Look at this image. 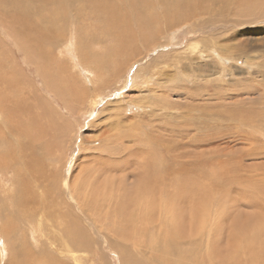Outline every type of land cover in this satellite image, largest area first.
<instances>
[{
  "label": "rangeland",
  "instance_id": "rangeland-1",
  "mask_svg": "<svg viewBox=\"0 0 264 264\" xmlns=\"http://www.w3.org/2000/svg\"><path fill=\"white\" fill-rule=\"evenodd\" d=\"M68 1L69 0H65V8L68 6ZM106 1L107 0H72L70 2L71 10L67 11V18L61 19L62 26L55 32V28L53 29L49 27V29L53 31L49 32V39H47V41L44 39L45 44L42 43V46L46 48L45 50L49 49L47 48L48 46L53 47V57L49 54V52H44L45 55H50V59H47L44 64L45 67L47 64L49 71L41 73L36 68L34 60H32V63L27 57L26 48L23 44V39L27 36V31L24 26L26 25V21L17 14V11L14 13L13 10V12H8L5 9L12 6L10 1L0 0V17L2 16L0 18V57L2 58L4 64L10 66L9 71L13 70L12 72L16 73L15 77L19 76L18 78L20 79L18 80V83L21 89H24L27 96L29 95V88L33 90L31 94L32 99H24L20 94L18 95V98H14L11 94H9L8 97L11 98L12 102L15 101L18 103L17 108L25 103L28 106H36L34 102L37 101V103L39 102L38 106H44L45 110L51 115V125L50 127H46L45 123H47V115L44 111H42V114L45 117L40 123L43 124H41V126L39 124L37 126V130L36 128H33V130H31V134L33 136L34 134H38L42 126L46 127L47 131H44L43 133L40 131L42 134L41 140H34V143L32 138L26 136L24 128H22L21 125H18V128H8L10 126L9 120L6 119V116H2L1 119H5V123L0 121V125L3 127L0 133V156L2 155L0 160L11 159L10 155L6 153L8 151L12 154H16L14 156L15 161H21L18 154L19 148L22 146L21 141L25 143L27 142L28 144L33 143V148L35 149L37 145L36 142L39 144L41 142L43 143L44 140H54L56 147L52 153L45 151L43 148L39 150L45 151L47 155H51V160L47 162L48 165L45 171L46 174H44V176L46 175V180L44 181L47 184L46 188L51 189L50 196H48L50 204H53L55 207L57 201V206L55 207L57 213L54 215L55 220L53 219L52 221L54 223H51V226H54L55 228L53 231L51 230V232H49L50 235L48 234L46 228L43 229L42 235L38 238L39 243L36 245L33 243L30 225L28 224L34 210L26 211L24 217L18 220L14 217L13 220H15L16 223L9 222L5 224L10 227L5 229L0 228V232L4 230L2 234L7 233L6 229H11L10 231L8 230V232H12V230H14L12 233H9L8 236L0 233V264H53L55 262L56 264H125L123 259L124 257L121 254V250L123 249H127V251H129L132 255L131 261L128 264H174V261L175 263L179 262L181 264H200L201 262H203L202 264H206L208 262V264H210L211 261L218 264L221 260L212 245L216 244V239L218 241H223V239L226 241L227 238L229 239V231H226L225 233L223 231L224 235H219L215 232L214 234L208 235L207 231H202V233L198 228L202 225L201 221H195L192 226H189V223L185 222L187 219H184L183 227L178 228L179 230L173 228L172 231L175 233L169 238L164 237L163 231L161 232L159 229L157 230V228H159L158 226H155L157 223L153 226L150 223L144 226L142 229V235L139 234V230L143 225V218L138 216L137 213L139 210L131 208L129 211L118 209L113 210L114 207H112V204H107L103 200L101 205H97L98 207L94 213L95 215L93 216V214H91L87 208L83 207L81 203V210L75 206V203L72 201L70 196L69 188H66L67 186L65 185L67 182L73 183L74 178H83L85 175L83 176L82 169L86 167L90 169V172L94 176V170L99 167L97 163L95 164L97 159H103L104 157L110 164L116 160L114 159L112 152L107 153L108 151L106 150V145H112L116 142V144L120 145V147H123L124 144H126L129 146L134 145L135 147L140 148V145L145 144V142L146 144H150L149 141H147L148 136H151L152 134H154V136L161 135L164 132V136L162 135L163 143L169 141L164 138H170L173 140L176 148H178L176 149V157H179V163L175 165V169H181V173L185 175V180L187 182L190 180V185L192 181L198 183L199 186L217 184L222 188L233 191L236 194L239 191L242 194L244 193V196L251 195V197L255 200V204H257L256 207H259L264 215L262 204H260V197L256 194V192L260 189H262L261 191H264V136L261 134V131H264V115L255 130H250L249 128H246L245 130L243 128L241 131L243 134L246 132V135H244L245 137H253L252 141L256 139L253 147L248 145L249 142L246 138L241 140L239 136H236L235 140H233L235 137V134H233L234 130L231 129L232 126L227 123V120L223 118V116L230 112L227 110L228 108L233 109L237 106L236 99L224 98V101L218 96V94L215 93V88H213V85L216 86V81L221 79H224L226 82L219 83L221 84L219 86L220 90L223 88L221 90L222 92L225 91V89H228L230 92V87H235L234 89H231L232 91H235L237 87L243 86H246L247 88L248 86L255 87L258 89L260 88V82H264V69L259 70L257 65L255 66L251 64L255 61L264 62V0H250V2H248V5L257 12L251 14L250 16L244 15L249 11H245L242 14H239L240 11L237 13V7L235 4L232 5L231 13L226 12L224 14L225 17H217L219 16V13L213 14L212 10L208 9L206 12L199 15L201 18L200 20H193L192 23L175 27L171 31H167V29H165L159 32H154V34L152 33L151 37H148L144 43L140 42L139 45L135 46H132V44L126 45L123 46V49L117 46L118 40L116 38L114 40L112 37H108L107 39L106 37H104V39L100 38L99 32H101L107 24L105 23V19L112 16L102 12H93L92 9L94 7L98 9L101 4L105 6L109 4L111 5L112 0H109L108 2ZM145 1L146 0H144V2ZM117 2L118 0H115V3ZM248 5L244 3L243 7ZM75 7H80L77 12H75ZM153 9L158 10L160 9V6L156 5ZM62 11L63 9L56 11L53 9V6H51V19L55 20L57 14H60ZM19 16L21 17V22H19ZM123 16L126 20V16ZM253 20L255 22H253ZM215 21L216 24L211 23ZM225 21H229L231 23L230 26L234 29H221V27H218L221 25V22L224 23ZM235 24L240 25L234 26ZM227 25L228 23L223 26ZM16 26L19 27L16 28ZM199 27H203L202 33L200 32ZM13 29H16L19 34H15ZM232 32H234L233 37H228L227 40L221 41L222 44L228 46V51L232 54L229 55L230 59H224L222 61L216 54H208L205 53V51L194 57L193 60H191V58H187V53L189 52V50H187L188 43L194 42L196 39L203 38H208L209 41H215L218 37L230 35ZM10 33L13 36H11ZM97 34L99 36L95 38V35L97 36ZM50 35L52 37L51 39ZM90 35L92 36L90 38L91 42H93V44H90V47L96 49L98 53L96 56L105 57V70L92 72L95 75L93 81H96L93 83H89L87 81L88 79H86L83 74L84 70L81 67L76 66L73 58L70 56L71 53L66 50V46L70 44L73 37L78 40L79 45L81 44V49L86 48L84 42L87 43V37ZM53 39L56 40V44L53 42ZM198 41L199 46H204L203 50L205 49V45L207 46L211 44L206 43V41L202 42V40ZM48 43L51 44L47 45ZM112 48L118 49L116 51L117 53L113 52ZM237 55H242V57H240V61L236 59L235 56ZM242 60H244L243 63L241 62ZM126 65L128 67V72L124 75V78L119 77L118 73V75L114 74V71L118 70V67L126 68ZM144 67L148 74L140 75L139 78L136 79V69H141L138 71L142 74V69H144ZM209 70L212 71L209 72ZM50 77H53L52 80L56 83H61V78H63L62 82H64V79L66 78V85H68L69 88L71 86V89L66 90L65 96L58 95L57 91L50 88V83L46 80V78ZM3 79H6V75ZM52 80L50 78L49 81L51 82ZM106 83L109 84L107 85ZM222 84L229 87L226 88ZM12 85L13 82L9 86ZM89 85H93L94 90H91L90 87H88ZM199 85H206L204 86L206 88L202 87L199 91ZM122 86L123 88L121 89L120 87ZM72 88L73 90H76V88H86L87 90L85 89L83 92L87 97L81 99L80 101L78 96H74V91L71 92ZM193 88L194 90H198L199 93H192V91H194ZM168 89L171 90V94L169 96L167 92ZM13 90H15V88ZM176 91L178 93H176ZM81 92L82 90H79L78 95ZM255 92L252 91L253 95L244 94L243 96L238 97L239 100L241 99L238 105H240V103L245 105L252 104L256 111L262 110L264 112V108L261 103H259L261 99L260 93L262 91L256 90ZM189 93L191 95H188ZM207 93H209V95ZM92 94H95V96L99 94L100 98L98 100V105L91 108L90 103L93 100ZM212 94L215 95L213 96ZM119 96H121L122 101L118 100ZM147 98L157 102L163 101L160 103V107L155 112H153L152 106L148 104L134 103L135 108L129 107V103H133L130 99H144L146 101ZM216 98H218L217 104V100H215ZM31 101L34 104H32ZM172 101L175 106L172 105L174 107H170L171 109H168L169 106H171ZM197 103L198 105H196ZM218 103H220L221 106H219ZM118 106H125L127 108L125 110L122 108V110ZM163 106L167 107L165 108ZM199 106L200 108H197ZM116 107L118 108V111ZM7 110L11 115H13V117L16 116V109L9 108ZM168 111L170 114H174L170 115ZM116 112L119 113V115H117L118 117H116ZM167 114L171 117L170 119ZM165 115L168 117L167 119L169 121L161 120L165 118ZM132 116H136L134 121L132 119V121L136 123L134 126L128 124L127 121V117L132 118ZM179 117L180 119H178ZM195 117L196 120L194 119ZM145 120L148 123H146ZM137 121L140 123L138 124ZM116 123H121L120 125L123 128H121L120 125L117 126ZM162 123H165L166 127ZM130 127L132 130L134 128L135 132L132 131ZM47 128H50V130ZM169 129L171 130L169 131ZM52 130L55 132L53 133ZM172 130L176 133L179 132V134L173 136ZM48 131H50L51 135H49ZM159 131H161V133ZM168 133L169 136L166 137ZM218 133L223 135L216 139L215 137ZM16 134L19 135V139L17 141ZM133 135H136L138 138ZM210 135H213L210 143H202L207 140ZM231 135L232 137L229 141L227 137ZM195 138L203 140L196 143L194 141ZM9 140L11 142H7ZM134 146H132V149ZM179 146H184V148L181 149ZM33 148L29 146L26 147L21 152L20 157L25 160L31 149L32 153L33 151L35 152ZM147 150L150 151V157L157 153L156 148L150 147ZM151 152H153V154ZM106 153L108 155H106ZM118 156L121 158L123 157L121 155ZM118 156L115 157L117 158ZM120 157L117 159L118 161L122 160ZM171 158L167 159L170 160ZM188 158H191L190 162ZM212 159L214 162H212ZM16 164H19V162L15 164L10 163L8 167H5L6 165L0 163V184L3 185L5 181H2V179H6V182H8L9 185H13L15 187V190L13 189L14 192L13 190L6 192L10 194L13 192V196H20L22 192H24L23 184L27 188L30 176L24 174L23 172H19ZM229 167H231V170L237 169L239 175L242 177V183L234 185L232 183L229 184V181L226 180L224 182V180L218 176V173L227 171ZM180 171L178 176L182 175ZM232 173L233 172L231 171V174ZM22 174L23 177H21ZM120 174L122 173H116V175ZM167 177H169V175H167ZM103 178L104 177L102 176V179ZM102 179L100 181H103ZM167 179L166 184L172 181L170 177ZM131 180L134 182L133 178H131ZM89 182L90 184H96L97 175L92 177ZM127 182L130 184L129 180ZM246 185L248 188H243ZM1 188L2 187L0 185V204L2 203L3 198L6 197L3 191L1 193ZM148 194L152 195L151 192H148ZM179 196L180 195H170L167 201L170 204L167 203L168 208L165 212H162V218H160L162 223L168 222V217H172L170 208L172 207L171 204L174 199H176V212L184 211L182 212L184 215L190 213V211H186V209L182 210L180 208L181 201L178 200ZM255 197L258 200L257 203ZM19 199L21 198H18L15 201V206L18 205L17 202ZM243 203H246L247 205H239L237 210L242 212L245 211L248 215H257L258 210L254 205H252V200L246 202L243 200ZM6 204L8 212L11 210L9 213L7 212L8 214L17 210L16 207L12 208L11 205H8V203ZM165 209L166 208H162V210ZM214 209L211 210L213 213L211 211H209V213L211 212L214 214ZM227 212L224 213L227 214ZM5 213L6 211L3 212V214ZM13 213V216H16V212ZM235 213H237V211ZM60 216L67 220L69 228L71 227L70 223L79 224L81 225V229L85 230L87 233L86 242L88 243V246L77 247V249L75 247V256H77L78 260L72 259L73 256L66 252L58 251L56 243L53 241L51 242V240L54 239L52 236L55 231L62 234L61 229L63 227V223L59 219ZM196 218L194 216V219ZM55 221H59L61 226H57V224L55 225ZM1 222L2 221H0V227H2L3 224ZM5 225H3L2 228H4ZM150 232H153L155 237H157L155 241H158V245H155L154 242L150 240ZM184 234H187L186 237H180ZM208 237L210 238V245H208ZM128 238H130V240H128ZM23 242H25V244H29V246L32 247V250L34 248V252L39 255V258L28 260L31 256L28 251L23 248ZM165 250L168 254L164 256L163 253ZM184 255L191 258L188 259L189 257L186 258ZM260 256L261 254H258L256 258L257 262L253 264H259ZM192 257L196 258L200 263H197V261ZM184 259L185 261H183Z\"/></svg>",
  "mask_w": 264,
  "mask_h": 264
},
{
  "label": "bare ground",
  "instance_id": "bare-ground-1",
  "mask_svg": "<svg viewBox=\"0 0 264 264\" xmlns=\"http://www.w3.org/2000/svg\"><path fill=\"white\" fill-rule=\"evenodd\" d=\"M2 1H4V0H2ZM8 1H10L12 3V6L7 7V8L4 7V8L8 12L14 11V13H15V11H17V14L20 15L26 21V25H24V24L23 25L25 26V29L27 31V33H26L27 36L25 37V39H23L24 37L22 39H23L24 47L26 48L27 57L30 59L31 62H32V60H34L36 68L41 73L42 72L46 73V71H49V69H48L47 64H46V67L44 64H45V61H47V59H50L49 54H51L53 57V51H52L53 47L48 46L47 48H49V49L45 50L46 48L44 46H42V43L45 44L44 39H46V41H47V39H49L48 38L49 32L53 31V30H50L49 27L53 28V29L55 28L54 29V32H55L58 28H60L62 26L61 19L67 18V11L71 10V8H70L71 3L70 2L72 0L68 1V6L66 8L64 7L65 0H8ZM108 1L109 0H107L106 2H108ZM248 2H250V0L249 1L248 0H198V1H195V0H156V1L155 0H146L145 2H144V0H118V2L115 3V0H112L111 5L109 4V5L105 6V5L100 3L101 6L98 7V9H96L94 7L92 9V11L93 12L94 11L102 12V13H106V14L112 16V17H107L105 19V23H107L106 27L104 28L105 30L103 29L101 32H99V35H100V38H102V39H104V37H106V39L108 37H112L113 40L116 38L118 40L117 46H119L121 49H123V46H126V45L132 44V46H135V45H139L140 42L144 43V41L148 37H151V34L152 33L154 34V32H159V31L165 30V29H167V31H171L175 27H180L184 24L192 23L193 20H200L201 18L199 17V15L206 12L208 9L212 10L213 14L219 13V16H217V17L224 16V14L226 12L231 13V9H232L233 4H235L237 7V13H238V11H240L239 14H242L245 11H249V12H246L244 14L246 16H250L251 14L257 13L256 10H253L252 7H250L248 5ZM244 3H246L248 6L243 7ZM156 5H159L160 9L154 10L153 7H155ZM3 6H5V5H3ZM51 6H53V9H55L56 11L63 9V11L60 12V14H57V17L55 20L51 19ZM79 8L75 7L74 8L75 12H77L79 10ZM2 15H4V14H2ZM123 15L126 16V20H125ZM6 16H10V15H6ZM20 16H19V22H21ZM8 22H10V21H8ZM253 22H255V21L253 20ZM211 23L216 24V21L211 22ZM226 23H228V25L223 26V25H226ZM220 24L221 25L218 27H221V29H223V28L231 29L232 28V26H230L231 23L229 21L228 22L225 21L224 23L221 22ZM242 24H244V23H242ZM239 25L240 24H235L234 26H239ZM102 26H104V25H102ZM17 27H19V26H16V28ZM202 29H203V27H201V28L199 27V30L201 33H202ZM232 29H234V28H232ZM13 30L16 34L17 30L16 29H13ZM20 33H21V31H20ZM18 34L19 33H17V35ZM10 35L13 36L11 33H10ZM99 35L98 34H97V36L95 35V38L98 37ZM233 35H234V32H232L230 35L220 36L215 41H212V40L209 41L208 38L207 39L206 38L196 39L194 42H190L187 44V47H188L187 50H189V52L187 53L188 55L186 54L187 58H191V60H193L194 57L200 55L202 52L205 51V53H208V54H216L217 57L219 59H221L222 61L224 59L228 60V59H230L229 55H232V54L228 51V46H226L225 44H222L221 41H225V40H227L228 37H233ZM52 36H53V33H52ZM21 37H22V35H21ZM91 37H92L91 35L89 37H87V43L84 42L86 48L81 49L80 48L81 44L79 45V42L75 37H73L70 41V44H68V46H66L67 47L66 50H68L71 53L70 56H71V58H73L76 66H79L84 70L83 74L85 75L86 79H88L87 81L89 83L96 82V81H93V79L95 77V75L92 73L93 71L98 72L100 70H105V60H104L105 57H103V56L97 57L96 56V55H98L96 49L90 47V44H93V42H91V39H90ZM51 38L52 37L50 35V39ZM198 40H202V42L206 41V43H208V44L211 43V44H209L207 46L205 45V49L203 50L204 46L203 47L199 46ZM55 41L56 40L53 39L54 43H55ZM49 44H51V43H48L47 45H49ZM55 44H54V46H55ZM112 49H113V52H116L118 50L115 48H112ZM44 52H49V54L45 55ZM107 56H110V55H107ZM235 57H236V59H238L240 61V57H242V55H240V56L237 55ZM111 58H112V56H111ZM256 59H258V58H256ZM106 61H108V60H106ZM241 62L243 63L244 60H242ZM248 62H250V61H248ZM251 64L255 65V66L257 65L259 70L264 69V62H256L255 61ZM127 65H126V68L118 67V70L114 71V74L118 73L119 77L124 78V75L127 74V72H128ZM86 66H88V67H86ZM107 68H109V67H107ZM9 70H10V66L4 64L2 58L0 57V121L5 123V119L3 120V119H1V117L6 116V119L9 120V124H10V126L8 128H10V127L18 128V125H21L22 128H24V132H25L26 136H28L29 138H32L33 143H34L35 142L34 140H41V135H42L41 133H43L44 131H47L46 127H50L51 115H50V113H48L45 110L44 106H41V107L38 106L39 102L37 103V101H35V102L33 101L36 106H32V105L28 106L25 103L24 105L17 108L18 103L15 101L12 102L11 98L8 97L9 94H11V96L13 95L14 98H18V95L20 94L24 99H29V98L32 99L31 94H32L33 90H31L28 87L29 88V95L27 96L24 89H21V87L18 83V80L20 79V78H18L19 76L17 75L18 77H15L16 73H13L12 72L13 70H11V71H9ZM138 70H141V69H136V71H135L136 72L135 73L136 79H138L140 75L148 74L145 67H144V69H142V74ZM210 71H212V70H209V72ZM60 72H61V67H60ZM101 73H102V71H101ZM224 73H225V71H224ZM5 75H6V79H3V77ZM263 76H262V78H263ZM61 77H63V76H61ZM50 78L52 80L53 77H50ZM50 78H46V80L50 83V85H49L50 88L57 91L58 95L65 96L66 90L71 89V86L69 88L68 85H66L67 81H66L65 77H64L65 78L64 82H66V83L62 82L63 78H61V83H56L53 80L50 82L49 81ZM12 82H13V85L9 86V85H11ZM220 82H225V80L221 79L219 81L218 80L216 81V86L213 85V88H215V93L218 94V96L220 98H222V100H224V101H225L224 98H228V99L232 98V99H236V102H237V106L233 109L228 108L227 110L230 112H228L225 116H223V118H225L227 120V123L230 126H232L231 129L234 130L233 134H235V137L233 138V140H235L236 136H239L241 138V140L246 138V140L249 142L248 145L253 147L256 139H254L252 141L253 137L247 138L244 136V135H246V132L244 131L245 134H243V133H241V131L243 130V128L245 130H246V128H249L250 130H255L257 128V125L259 124V122L262 120V116L264 115V112L262 110L256 111L252 104L251 105H245V104L240 103V105H238L239 101L241 100V99L239 100L238 97H241L244 94L253 95L252 91L255 92L256 90H261L263 93L262 92H261L262 94L260 93L261 99H260L259 103H261L262 107L264 108V82H260V88L257 87L258 89H256L255 87H249L248 86V88H247L246 86H243V87H237L235 89V91H232L231 89H234L235 87L234 88L230 87V92L228 89L227 90L225 89V91L222 92L221 90L223 88L221 90L219 88V86L221 85V84H219ZM124 83H122V84H124ZM104 84H105V82H104ZM194 84H195V82H194ZM222 85L224 86V84H222ZM204 86H206V85H199L198 86L199 91ZM88 87H90L91 90H94L93 85H89ZM196 87H197V85H196ZM224 87H226V86H224ZM228 87H226V88H228ZM14 88H15V90H13ZM86 88H87V86H86ZM120 88L122 89L123 86ZM204 88H206V87H204ZM85 89L84 88L83 89H77L76 88V90L75 89L73 90V88H72L71 92L74 91V96H78V99L81 101V99L87 97L85 95V93L83 92V91H85ZM79 90L80 91L82 90V92L78 95ZM193 90H194V88H193ZM199 91L194 90V91H192V93H196V92L199 93ZM203 91H205V90H203ZM167 92H168V96H169L171 94V90L168 89ZM176 93H178V92L176 91ZM207 94L209 95V93H207ZM188 95H191V94L189 93ZM257 95H259V94H257ZM92 97H93V100L90 103L91 108L96 107L98 105V100H99L100 96H99V94H97L96 96H95V94H92ZM163 97H164V95H163ZM248 97H250V96H248ZM218 98L215 99V100H217L216 104L218 102ZM118 100H121V96H119ZM130 100H132L133 103L130 102L129 107L135 108L134 103L148 104V105L152 106L153 112L158 110V108L160 107V103L163 101L162 100V101L157 102V101L152 100V99L150 100V98H147L146 101L144 99L143 100L142 99H130ZM28 102L30 103L29 100H28ZM219 102H220V100H219ZM31 103H32V101H31ZM34 103H32V104H34ZM220 103H218L219 106H221ZM222 103H224V102H222ZM175 104H176V102H175ZM254 104H255V102H254ZM166 105L169 106L168 104H166ZM172 105H174L173 101H172L171 106H169L168 109H171L170 107L175 106V105L174 106H172ZM182 105H184V104H182ZM186 105H188V104H186ZM196 105H198V103ZM200 105H202V104H200ZM118 107L121 109L123 108L124 110L127 108L125 106H118ZM163 107H165V106H163ZM9 108L16 109L15 110L16 111L15 117H13V115H11L9 113V111L7 110ZM197 108H200V106ZM97 109H98V107H97ZM42 111H44L45 114L47 115V118H46L47 123H45L46 127L42 126L41 129L39 130V132L37 131L38 134H36V135L34 134V131H33V134H34V136H33L31 134V132H32L31 130H33V128H36V130H37V126L39 124H40V126H41V124H43V123H40L42 121V119L45 117L42 114ZM117 111H118V108H117ZM164 111H166V110H164ZM165 113H167V112H165ZM168 113H169V111H168ZM169 114H167L168 117H169ZM171 114L173 115L174 113H171ZM117 115H119V113L116 114V117H118ZM168 117H166V115H165V118L161 119V120L167 121ZM135 118H136V116H132V118L127 117L128 124H130L132 126L136 125V123L133 122L135 120ZM170 118L171 117H169V119ZM132 119H133V121H132ZM178 119H180V117ZM194 119L196 120V117ZM141 120H140V122L142 123ZM149 121H151V120H149ZM140 122H138V124ZM122 123L127 124L125 122H122ZM146 123H148V122L146 121ZM167 123H169V122H167ZM233 123H234V125H233ZM120 124L116 123L117 126ZM163 125L165 126V123ZM131 127H130V129L132 130ZM121 128H123V127L121 126ZM1 129H3V127L0 125V133H1ZM47 129L50 130V128H47ZM170 130L171 129H169V131ZM40 131H41V133H40ZM132 131H134V128ZM136 131H139V130H136ZM52 132H53V130H52ZM159 132L161 133V131H159ZM48 133H49V135H51L50 131H48ZM152 133H153V131H152ZM163 133L161 135H155L154 136V134H152L151 136H148L147 137L148 139L147 138L146 139H147V141H149L150 144H146V142H145V144L140 145V148L135 147L134 145L129 146L126 144H124V146L122 145L123 147H120V145L116 144V142L113 143L112 145L111 144L106 145L107 146L106 150L108 151L107 153L112 152L113 157L116 160H114L112 157V159L114 161L110 164L106 160V158H104V157H103V159L100 157H99L100 159H97L95 164L97 163L99 165V167L96 166L97 169L94 170V176L97 175L96 184H90L89 181L94 176L90 172V169H88L87 167L82 169L83 176L85 175L83 178L82 177H80L78 179L74 178L73 183L72 182L66 183L65 186H67L66 188H69L70 196L72 198V201H74L75 206H77L79 208V210H81V205H80V203H81L83 205V207L87 208L91 212V214H93V216L95 215L94 213L96 212V209L98 207L97 205H101L103 200L107 204H110V205L112 204V207H114L113 210L118 209V210L129 211L130 208L139 210V212L137 214L140 218H143V220H142L143 225L141 226V228L139 230V234H142V229L147 224L150 223L153 226L155 223H157L155 225V226L159 227V228H157V230L159 229L161 232L163 231L165 238L166 237L169 238V237H171L172 234L175 233L174 231H172L173 228L176 230H179L178 228L183 227L184 219H187L185 222H188L189 226H192L193 222H195V221H201L202 225H200L201 227H198V228L201 230V232L207 231L208 235L214 234V232L219 234V235H222V234L224 235V233L226 231H229V235H230L229 239L227 238L226 241H224V239H223V241L222 240L218 241L216 239V244L212 245L215 248L217 255L219 256V259L221 260L218 264H253V263L257 262L256 258L258 256V254H261V256L259 257L260 258L259 264H264L263 263V257H264V215H263L262 210L259 207H256L257 204H255V200L251 197V195L244 196L243 195L244 193L242 194L239 191L236 194L233 191H229L226 188H222L221 186H219L217 184H211L210 186H206V185L199 186L198 183H195L192 181V183L190 185V180L188 182L185 180L186 179V178H184L185 175L181 173L182 172V171H180L181 169H179V168H177L178 170L175 169V165L179 163L178 162L179 157H176V149H178V148H176V146L173 143V140H171L170 138H167V139L164 138L165 140H169V141H166L163 143V141H162V139H163L162 135L164 136ZM172 133H173L172 134L173 136H176L179 134V132L176 133L175 131H173ZM261 134L264 136V131H261ZM16 135H17V139H16V141H17L19 139V135L18 134H16ZM222 135L223 134L218 133V135L215 138L218 139ZM133 136H136V135H133ZM168 136H169V133L166 135V137H168ZM231 137H232V135L228 136L227 139L230 141ZM6 138L8 139L7 136H6ZM212 138H213V135H210V137L207 140L203 141L202 143H210ZM202 140L203 139H200V138L194 139V141L196 143H199ZM131 141H132V139H131ZM7 142H11V141L9 140ZM92 142L94 143L93 140H92ZM21 143H22V146H20L19 151H18L19 158L21 159V161H15L14 156L16 154H12L6 150L7 152L6 151H4V152L8 153V155H10L11 159H9V158H8L9 160L1 159L0 163L6 165L5 167H8L10 163L15 164V163L19 162V164H16L17 170L19 172H23L24 174L29 175L30 181L27 184V188L23 184L24 192H22V194L20 196H13V192L15 190V187L13 185H9V183L6 182V179H2V181H5V182L3 185L0 184L2 187L1 193L3 191V193L6 195V197L3 198L2 203L0 204V221H2L1 223H3L2 224V227H3V225H5L9 222L14 223L15 222V220H13L14 217L16 220H18V219L24 217L26 211L34 210V212L32 213V217L30 219V222L28 224L30 225V232L32 234L33 243L36 245L39 243L38 238H39V236L42 235L43 229L46 228V230L49 234V232H51V230L53 231V229L55 228L54 226H51L52 225L51 223H54L52 221L54 219V215L57 213V211L55 210V207L57 206V201H56V205L54 207V205L50 204V201L48 200V196H50L51 189L46 188L47 184L44 181V180H46L45 179L46 175L44 176V174H46L45 171H46L47 165H48L47 162H49L51 160V155H47L45 151L52 153L56 147V144H55L54 140H46V141L44 140L43 143L41 142L38 144V142H36L37 145L34 149L33 143L28 144L27 142L25 143L22 141H21ZM139 143H140V141H139ZM185 143H186V141H185ZM202 143H200V144H202ZM165 145H168V146H165ZM28 146L32 147L33 150H35V152L33 151V153H32V149H31L28 157L25 160H23L20 157V154ZM132 146H134L136 148V150L134 147L132 149ZM138 146H139V144H138ZM150 147L156 148V150H157V153L151 157H150V151L147 150ZM179 147H181V146H179ZM42 148L45 149V151L39 150ZM183 148H184V146L181 147V149H183ZM258 151H259V149H258ZM4 152H3V154H4ZM107 153H106V155H108ZM151 153L153 154V152H151ZM118 155H121L123 157L121 158ZM184 155H185V153H184ZM1 156H0V158H1ZM115 156H118V157L116 158ZM119 157L122 159L121 161L117 160ZM188 157H189V154H188ZM167 158L168 159L171 158V159L168 160ZM191 158L190 159L188 158L189 162H190ZM166 160H168V161H166ZM212 162H214L213 159H212ZM129 163H131V164H129ZM129 165H132V166H129ZM1 167H2V165H1ZM196 167H197V165H196ZM92 170H93V168H92ZM200 170H198V171H200ZM179 171L182 175L178 176ZM231 171L234 173V174L232 173L233 175L231 174ZM116 173H122V174L116 175ZM107 174H109V175H107ZM167 175H169V177L172 180L170 183L168 182V184H166V181L168 180L167 178H169V177H167ZM174 175H177V176H174ZM102 176L104 177L103 179H102ZM218 176L221 179H223L224 182L226 180L229 181V184L232 183L234 185L237 183L238 184L242 183V177L239 175L237 169L231 170V167H229L227 169V171H222V172L218 173ZM21 177H23V174ZM131 178L134 179V182L131 180ZM101 179L103 181H100ZM128 180H129L131 185L128 184V182H127ZM243 188H248V187L246 185ZM11 190H13L12 194L6 192V191H11ZM261 190L262 189L257 191L256 194L259 195L260 201H261L260 204H262V207L264 210V191H261ZM148 192H151L152 195L148 194ZM170 195L171 196L172 195H180L178 197V200L181 201V207L180 208L182 210L186 209V211L188 210V211H190V213L184 215V214H182V212H184V211H177L176 212V210H175L176 199H174V200H172V204H171L172 207L170 208L171 209L170 212H171L172 217H168V222L162 223V221H160V218H162V212H165L168 208L167 203H169V202H167V201H168ZM18 198H21V199L18 200V202H17L18 205L15 206L14 203ZM255 199H256V197H255ZM243 200H245V202L250 201V200L253 201L252 205H254L256 207V209L258 210V213L256 216L248 215L245 211L242 212V211L237 210L239 205L240 206L247 205L246 203L245 204L243 203ZM180 201H177V202H180ZM257 202H258V200L256 199V203ZM6 203H8V205H11L12 208L16 207L17 210L13 211V212H16V216H13V214H14L13 212L8 214L11 210L8 212ZM114 204H115V206H114ZM162 208H166V209L162 210ZM211 208L212 209L215 208L214 214H212L213 212L211 211L212 210ZM228 208H229V210H228ZM4 211H6L5 214H3ZM209 211H211L212 213L210 212L211 213L210 214ZM236 211H237V213H235ZM224 212H227V214ZM33 214H35V215H33ZM225 214H226V216H225ZM194 216H195V218L196 217L197 218L194 219ZM59 219L63 223V227L61 229L62 234H59L57 231H55L53 233V236H52L54 239L51 240V242L53 241L54 243H56L58 251L66 252V253L70 254L71 256H73L72 259L78 260L77 256H75V250L77 249V247H87L88 246V243L86 242L87 233L85 230L81 229V225L75 224V223H70L71 227L69 228L68 222L64 217L60 216ZM92 223H94V222H92ZM56 224H57V226L58 225L61 226L59 221H55V225ZM2 227H0V228L5 229V228L10 227V226L5 225L4 228H2ZM13 229H15V228H13ZM152 229H154V228H152ZM6 230H7V233L2 234V232H4V230H2L0 233L2 235L6 234V236H8L9 233H12L14 231V230H12V232H8L9 229H6ZM194 231H196V230H194ZM223 231H224V233H223ZM153 232H154V230H153ZM153 232H150V238H151L150 240L152 242H154L155 245H158V241H155L157 239V237H155ZM127 234H129V233H127ZM186 235L187 234H184V235H181L180 237H184V236L186 237ZM128 240H130V238H128ZM207 240H208V245H210V238L208 237ZM23 244H24L23 248L26 249L31 256V258H28V260H32L34 258H36V259L39 258L38 257L39 255L36 252H34V248L32 250V247L29 246V244H27V243L25 244V242H23ZM53 245H55V244H53ZM75 247H76V249H75ZM121 252H122L121 253L122 256L124 257L123 258L124 263L125 264L130 263L131 258H132L131 253L129 251H127V249H123V250H121ZM163 254L165 256L168 253L165 250ZM187 257H189V256H187ZM194 257H192V258H194ZM190 258L191 257H189L188 259H190ZM194 259L197 261L196 258H194ZM195 260H193V261H195ZM183 261H185V259ZM132 262H133V260H132ZM197 263H200V262L197 261ZM202 263L203 262H201L200 264H202ZM208 263H206V264H208ZM26 264H28V263H26ZM53 264H56V262ZM174 264H181V263H179V262L175 263V261H174ZM210 264H215V263L210 261Z\"/></svg>",
  "mask_w": 264,
  "mask_h": 264
}]
</instances>
